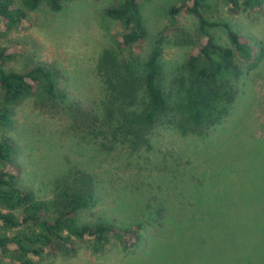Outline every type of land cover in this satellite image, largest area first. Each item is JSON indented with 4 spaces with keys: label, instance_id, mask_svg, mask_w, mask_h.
Returning <instances> with one entry per match:
<instances>
[{
    "label": "trees",
    "instance_id": "1",
    "mask_svg": "<svg viewBox=\"0 0 264 264\" xmlns=\"http://www.w3.org/2000/svg\"><path fill=\"white\" fill-rule=\"evenodd\" d=\"M63 1L19 0L17 4L15 0H0V35L30 28L31 12L45 4L60 11ZM145 1L121 0L119 5L106 9V16L118 21L123 32L102 53L96 67L104 98L94 109L73 105L71 130L82 143H94L107 153L120 150L141 155L151 149L152 137L162 127H172L182 136L207 144L206 148L211 149L208 153L205 148L199 151L198 166L190 159L186 165L175 162L170 173L173 180L183 172L190 180L184 185L186 191L182 189L177 197L182 205L171 207L174 201L166 197L153 199L155 203L150 201L141 208L139 215L129 220L130 227L122 230L106 222L84 223L79 215L99 202L100 181L74 167L53 182L51 198L41 200L33 190L19 185L16 146L11 139L2 138L0 260L11 252L19 264H34L43 256L74 252L77 243L85 239L102 251L112 235L120 238L125 252L132 251L146 239V227L151 232L150 242L158 233H166L173 223L168 224L169 214L174 218L177 212L186 220L210 225L208 241L214 252L205 257L202 250L195 264H264V138L251 136L246 143L251 146L240 151H233L236 146L223 142L208 143L211 134L227 128L225 123L238 99L242 78L255 70L261 57L226 23L221 27L226 29L230 44L217 43L210 29L219 24L205 16L212 0H177L169 10L170 18L193 17L201 41L192 44L184 62L166 82L157 46L145 60L134 52V46L148 36L142 14ZM223 1L233 17L248 9L264 12V0ZM11 60L8 50L0 49L2 129L14 126L16 107L24 100L32 96L56 100L59 93L66 97L48 66L38 65L19 73L6 68ZM232 209L237 217L233 224Z\"/></svg>",
    "mask_w": 264,
    "mask_h": 264
},
{
    "label": "rangeland",
    "instance_id": "2",
    "mask_svg": "<svg viewBox=\"0 0 264 264\" xmlns=\"http://www.w3.org/2000/svg\"><path fill=\"white\" fill-rule=\"evenodd\" d=\"M15 1L18 4L19 0ZM120 2L64 0L60 11L45 4L29 14L30 28L13 29L0 35V49L5 48L12 55L8 70L21 73L46 65L56 75L59 89L66 94L63 98L65 95L59 93L60 98L56 100L43 96L24 100L16 107L14 126L0 128V139L9 138L16 146L14 157L20 168L19 185L33 190L41 200L51 198L53 182L71 168L93 174L100 181L99 202L81 212L79 219L87 224L111 223L122 230L130 227L129 220L137 217L141 208L150 201L155 203L153 199L158 197L173 200L171 207H180L182 204L177 197L182 189L186 191L184 185L190 180L184 177V172L173 180L170 173L175 169V162L186 165L190 159L198 166L199 151L205 148L208 153L211 147L182 136L172 127H162L155 131L151 149L141 155L120 150L107 153L94 143H82L72 132V106L80 104L94 109L104 98V86L96 67L102 53L111 48L123 32L120 23L106 16L105 11ZM176 4L177 0H146L142 14L148 36L134 46V52L144 60L154 47L161 50L166 82L184 62L194 47L192 44L201 41L193 17L170 18L169 10ZM205 16L219 24L210 29L218 44H230L226 29L221 27L226 23L243 40L249 41L255 54L261 57L255 70L242 78L238 99L225 123L227 128L208 138L210 144L223 142L236 146L233 151H240L251 146L246 144L251 136L264 138V12L248 9L233 17L223 0H212ZM189 40V44H184ZM237 139L239 141L234 142ZM231 213L230 223L233 224L237 217L233 209ZM176 215L178 217L173 218L169 214L171 227L150 242L151 232L146 227V239L132 251L125 252L120 238L112 235L110 244L102 251L95 249L92 240L85 239L77 243L74 252L43 256L34 264H195L202 250L201 255L210 256L214 252L208 241L210 225L186 220L177 212ZM215 224L224 231L219 222ZM0 264L19 262L8 252Z\"/></svg>",
    "mask_w": 264,
    "mask_h": 264
}]
</instances>
